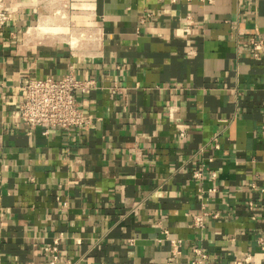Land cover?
Here are the masks:
<instances>
[{
    "label": "crops",
    "instance_id": "obj_1",
    "mask_svg": "<svg viewBox=\"0 0 264 264\" xmlns=\"http://www.w3.org/2000/svg\"><path fill=\"white\" fill-rule=\"evenodd\" d=\"M0 9V264H44L56 237L77 264H194L195 248L202 264H264V46L250 43L264 45V0ZM70 69L95 81L79 95L90 123L30 130L23 79ZM163 229L182 240L173 263Z\"/></svg>",
    "mask_w": 264,
    "mask_h": 264
},
{
    "label": "built area",
    "instance_id": "obj_2",
    "mask_svg": "<svg viewBox=\"0 0 264 264\" xmlns=\"http://www.w3.org/2000/svg\"><path fill=\"white\" fill-rule=\"evenodd\" d=\"M9 19L10 12L7 9H0V26L5 25ZM250 43L254 49V55L260 57L264 46L262 38L257 35L252 36ZM94 84L95 81L91 79L80 78L74 69H70V71L59 77L53 75L43 78L26 77L21 83L23 97L20 101L19 118L30 130L41 128L43 134H49L53 128L74 129L87 126L90 123V117L81 108L79 95ZM118 89L119 87L115 86L114 91ZM215 145L216 147L220 146L218 141H215ZM212 159L210 157V160ZM193 175L196 178H202L203 165L195 168ZM196 222L202 223L200 215L196 216ZM163 233L169 236L168 239L171 244L169 263H173L182 254V240L171 238L168 229H163ZM60 240L59 237H56L53 243L45 247L49 257L44 264H77L76 261L59 253ZM259 242L264 248V238H261ZM195 251L201 258L194 259V264H202L203 260L209 257L200 248H195ZM213 264L222 263L216 260ZM233 264L257 263L253 253L242 252L239 255H235Z\"/></svg>",
    "mask_w": 264,
    "mask_h": 264
},
{
    "label": "bare ground",
    "instance_id": "obj_3",
    "mask_svg": "<svg viewBox=\"0 0 264 264\" xmlns=\"http://www.w3.org/2000/svg\"><path fill=\"white\" fill-rule=\"evenodd\" d=\"M64 5H65V4H64ZM58 10H59V9H58ZM58 10H57L56 12H58ZM59 11H60V10H59ZM43 13H44V12H43ZM56 14H57V13H56ZM62 14H63V13H62ZM59 15H60V14H59ZM42 16H43V15H42ZM54 16H55V14H54ZM66 16H68V15H66ZM66 16H64V17L66 18ZM48 17H49V16H48ZM52 17H53V16H52ZM57 17H59V16H57ZM53 18H54V17H53ZM41 19H42V18H41ZM43 19H44V18H43ZM43 19H42V20H43ZM50 19H51V17H50ZM55 19H56V18H55ZM58 20H59V18H58ZM58 20H57V21H58ZM61 20H62V19H61ZM39 21H40V20H39ZM48 21H49V20H48ZM50 21H51V20H50ZM50 21H49V22H50ZM62 21H63V20H62ZM62 21H61V22H62ZM66 21H67V19H66ZM44 22H45V21H44ZM51 22H52L53 24L55 23V22H53V21H51ZM62 23H63V22H62ZM45 24H46V23H45ZM47 24H48V23H47ZM68 24H70V23H68ZM68 24H67V25H68ZM43 25H44V23H43ZM63 25H65V24L63 23ZM52 26H53V25H52ZM59 26H60V24H59ZM61 26H62V25H61ZM71 27H72V26H71ZM71 27H70V28H71ZM73 27H74V26H73ZM62 28H63V27H62ZM67 28H68V26H67ZM49 29H50V28H49ZM65 29H66V28H64V30H65ZM39 30H40V29H39ZM37 32H38V31H37ZM37 32H34V33H37ZM32 33H33V32H32ZM37 34H38V33H37ZM40 34H41V33H40ZM72 34H74V33H72ZM41 35H42V34H41ZM41 35H40V36H41ZM43 35H44V34H43ZM73 36H74V35H73ZM80 36H81V35H80ZM91 36H92V35H91ZM94 38H95V37H94ZM70 42L72 43V42H76V41H70ZM94 43H95V42H94ZM73 44H74V43H73ZM78 44H79V43H78ZM76 48H77V47H76Z\"/></svg>",
    "mask_w": 264,
    "mask_h": 264
}]
</instances>
